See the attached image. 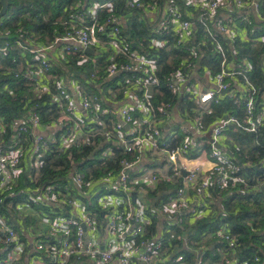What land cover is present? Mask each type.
Returning a JSON list of instances; mask_svg holds the SVG:
<instances>
[{
    "label": "built area",
    "instance_id": "1",
    "mask_svg": "<svg viewBox=\"0 0 264 264\" xmlns=\"http://www.w3.org/2000/svg\"><path fill=\"white\" fill-rule=\"evenodd\" d=\"M122 1L117 6L116 0H77L66 7L65 31L51 44L30 48L16 41L37 62L29 63L27 75L38 82L39 95L52 89L50 57L56 61L78 57V64L83 65L95 62L102 52H109L104 82L129 73L125 83L130 89L122 100L111 88L105 93L104 82L95 81L97 71L91 74L96 89L92 94L81 89L79 81L55 80L54 100L66 110L56 124L45 128L57 133L66 127L60 139L56 134L46 139L39 133L45 128L40 117L33 115L17 121L16 133L0 142V264H247L235 256L239 237L225 223L193 238L180 235L179 251L169 252L171 248H164L163 243L170 241L167 234L172 237L176 229L185 227L187 216L188 225L209 217L214 191L218 195L226 190L251 191L250 178L241 172L250 162L247 156L244 163L234 161L228 146L232 136L227 131L264 137L263 88L251 77L250 57L232 59L220 37L234 45L230 48L235 55L240 44L264 48V0ZM136 12L139 21L154 28L155 35L151 33L146 44L124 36ZM199 26L205 36L198 42ZM208 40L219 60L216 69L214 64L200 66L206 55L201 48ZM8 47L4 45L1 52L6 53ZM170 47L185 53L180 67L163 76L171 94L179 99L177 104L161 103L155 109L153 96L159 92L163 73L160 52ZM117 58L127 62L119 63ZM184 97L191 107L181 114L179 103ZM225 98L239 108L244 100L245 107L206 126L213 107ZM86 119L102 128L101 160L115 159L119 152L120 170L85 182L86 174L76 168L73 186L82 195L70 196L51 185L33 192L28 203L15 204L11 199L5 203L14 196L7 192L25 166L30 172L40 170L49 144L56 143L60 152L69 150L83 134L84 143H91L97 135L84 130ZM4 120L0 117L2 133ZM24 135L32 136L29 146ZM256 181V187L263 185L264 181ZM169 185L174 188L160 190ZM42 203L66 205L69 214L45 212ZM95 205L100 213L88 209ZM14 214L23 223H11L9 217ZM154 223L157 233L147 236ZM209 250L211 257H207ZM186 251L192 258L188 259Z\"/></svg>",
    "mask_w": 264,
    "mask_h": 264
},
{
    "label": "trees",
    "instance_id": "2",
    "mask_svg": "<svg viewBox=\"0 0 264 264\" xmlns=\"http://www.w3.org/2000/svg\"><path fill=\"white\" fill-rule=\"evenodd\" d=\"M76 1L8 0V12L5 17L0 19V37H7L6 40L0 42V49L4 45L9 44L6 53L0 50V117L5 119L6 124V130L3 133L0 131V142L8 141L16 133L15 124L17 121L33 115L40 117L41 125L44 128L57 123L61 115L65 112L66 106L61 107L54 100L53 96L58 93L56 92V87H54L55 80H62L64 82L67 80H76L81 82L80 84H82L84 89L90 91H96L95 87H93L95 81L104 82V78H106L104 75L105 69L109 64V52H102L95 62L89 61L83 65L78 64L80 61L78 57H70L68 61H56L55 58L50 57L53 67L49 71L51 76V85L49 83V87L51 88L52 86V89L51 92H45L39 95L36 88L38 82L31 80L27 75V71L30 68L29 63H35L36 61H33V56L29 53V50L23 51L16 44L17 40L28 44L30 48L51 44L58 34L64 33L65 26L63 23L69 16L66 7L75 4ZM144 1L146 4H152L154 0ZM115 3L119 6L123 4V1L116 0ZM136 13L138 14V12ZM129 26V29H124V36L128 40L135 41L138 44H141L143 41L145 42L151 33L155 35L154 28L147 25L144 20L139 21V14L132 19ZM197 35L198 42L205 36V32L201 26L198 27ZM220 40L228 48L232 59L236 57L238 59H243L246 56L250 57L249 59L252 65H254V72L251 77L257 80L256 84L258 87L263 88L261 90V95H263V46L258 49L240 44L236 46L238 55H235L230 48V46L234 47V45L229 44L230 42L226 38L220 37ZM207 42L206 47L201 48L202 52L206 50V55L202 60L200 59V66L214 64V69H216L219 60L216 61L217 56H213L214 53L210 40ZM160 53L162 55L161 64L163 66V73L159 76L162 80L159 90L157 89L159 92H155L153 96L155 109L161 103H178L179 98L171 94L167 83L163 81V76L171 70L179 68L181 59L185 55L183 51H178L173 47L161 50ZM169 58L171 60L168 62L167 60ZM117 61L119 63L127 62L122 58H117ZM95 71L98 72V75L97 79L93 82L91 80V74ZM128 77L129 73H123L114 80L104 82L106 86L105 93H107L108 88H111L117 94L119 100L124 99L125 93L130 89L129 84L125 83ZM244 105V100H241L238 105L240 106L239 108L233 101H229L227 98L223 99L221 104L213 107V113L209 114L206 118V126H209L215 120H219L227 113L238 114L241 107H245ZM189 107H191V103L187 98H182L179 103V112L182 114ZM157 113L158 119H162L161 114L158 111ZM239 115L241 116V113ZM85 121V131H93V133L96 131L95 134L97 136L91 140V143H84L83 137L85 134H83L79 137L78 144L69 150L60 152L57 149L56 143L49 144V148L44 153L45 157H43V165L40 170L30 172L29 166H25V172L19 177L16 184L13 185V188L7 192L8 195L14 193V196L6 200L5 203L9 202L10 199L15 204L28 203V199L32 196L33 192L51 185H56L58 192L61 191L75 197L80 195L81 190L73 186V171L76 168H84L97 155L100 156L99 161H97V166L85 171V182L92 181V179L97 180L105 174L110 172L117 173L120 170L121 157L119 158V152H117L115 159L101 160L104 151L103 141H105L101 133V126L97 125L94 127V123H91L87 119ZM65 132L66 127L58 131L55 138L59 140ZM227 135L232 136L228 146L231 154H234V161L244 163L246 161L244 156L248 157L250 167L241 170V172L250 178L251 191L240 193L239 191L226 190L221 192L220 195L217 194V191H214L213 199L215 203L211 205L212 209H210L209 217L202 219V221L197 220L193 224L188 225L189 216H187V222L184 228L176 229L172 237L167 234V239H170V241L163 243L164 248L170 247L171 250L169 252L179 251L180 249L177 245L180 235H187L189 238H193L194 235L200 236L209 230L217 228L221 223H225L239 237V247L237 248L235 256L241 262H247V264H264V182L262 186L256 187L258 184L257 179L261 182L264 181V137L259 136L257 139L253 134L242 133L234 129H228ZM24 137L27 140L26 145L29 146L32 136L28 137L24 135ZM24 137L22 139H25ZM51 137H46V139H50ZM169 188H174V186L169 185L160 190ZM86 190L87 188L82 189L83 192ZM0 207H3V204ZM41 207L45 212L48 209L62 215L68 210L67 206L62 204L54 207L42 203ZM13 209L11 210L13 211ZM88 209L97 210L98 207L96 205L88 206ZM97 212L100 213L99 210ZM66 214L68 215L69 213ZM15 216L9 217L11 223L15 225H20L21 222L23 223V220L19 221L21 219L17 215ZM157 231V223H154L152 228H150V234L147 236H154ZM187 255L189 259L192 258L193 254L187 252ZM211 255H213V252L209 250L207 257H211ZM256 258H259L260 261L256 262ZM213 259L218 260L219 257H213ZM206 262H208V259Z\"/></svg>",
    "mask_w": 264,
    "mask_h": 264
},
{
    "label": "water",
    "instance_id": "3",
    "mask_svg": "<svg viewBox=\"0 0 264 264\" xmlns=\"http://www.w3.org/2000/svg\"><path fill=\"white\" fill-rule=\"evenodd\" d=\"M0 3H1V9H0V19H2L3 17L6 16L7 12H8V9H9V3H8V0H0ZM7 37H0V42L1 41H4L6 40ZM88 52H90L91 54H93V51L92 50H88ZM224 94V93H223ZM230 155L231 152L229 153ZM264 190V189H263Z\"/></svg>",
    "mask_w": 264,
    "mask_h": 264
},
{
    "label": "crops",
    "instance_id": "4",
    "mask_svg": "<svg viewBox=\"0 0 264 264\" xmlns=\"http://www.w3.org/2000/svg\"><path fill=\"white\" fill-rule=\"evenodd\" d=\"M72 81H74V80H71V81H65L66 82V84H70V83H73ZM81 89H83L84 91H86L87 93H89V94H92V93H94V90H92V91H90V90H87V89H84L83 88V86L81 85ZM56 131L54 130V129H41V130H39V133H41V134H43L44 136H46V137H51V136H53L54 134H56L55 133ZM232 156V155H231ZM233 156H234V154H233Z\"/></svg>",
    "mask_w": 264,
    "mask_h": 264
},
{
    "label": "rangeland",
    "instance_id": "5",
    "mask_svg": "<svg viewBox=\"0 0 264 264\" xmlns=\"http://www.w3.org/2000/svg\"><path fill=\"white\" fill-rule=\"evenodd\" d=\"M99 159H100V156L97 155L93 160H90V162L87 163V164L84 166V168H80V169H78V171L81 172V173H85V171H86L87 169H89V168H91V167H95V166H97V161H99Z\"/></svg>",
    "mask_w": 264,
    "mask_h": 264
}]
</instances>
